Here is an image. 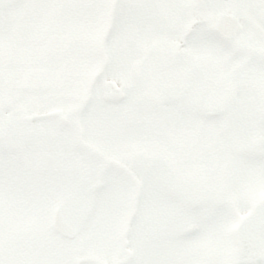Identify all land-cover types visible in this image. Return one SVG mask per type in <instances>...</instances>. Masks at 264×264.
Wrapping results in <instances>:
<instances>
[{
	"label": "snow or ice",
	"instance_id": "1",
	"mask_svg": "<svg viewBox=\"0 0 264 264\" xmlns=\"http://www.w3.org/2000/svg\"><path fill=\"white\" fill-rule=\"evenodd\" d=\"M0 264H264V0H0Z\"/></svg>",
	"mask_w": 264,
	"mask_h": 264
}]
</instances>
